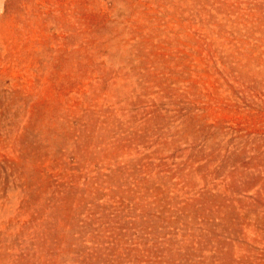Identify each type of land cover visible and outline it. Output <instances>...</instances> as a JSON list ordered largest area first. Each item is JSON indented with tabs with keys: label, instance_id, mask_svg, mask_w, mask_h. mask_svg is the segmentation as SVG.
I'll return each mask as SVG.
<instances>
[{
	"label": "rangeland",
	"instance_id": "rangeland-1",
	"mask_svg": "<svg viewBox=\"0 0 264 264\" xmlns=\"http://www.w3.org/2000/svg\"><path fill=\"white\" fill-rule=\"evenodd\" d=\"M0 264H264V0H0Z\"/></svg>",
	"mask_w": 264,
	"mask_h": 264
}]
</instances>
